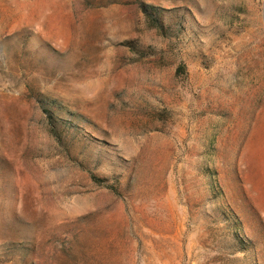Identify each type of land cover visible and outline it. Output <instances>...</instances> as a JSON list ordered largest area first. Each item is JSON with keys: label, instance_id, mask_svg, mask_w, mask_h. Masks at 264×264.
Returning <instances> with one entry per match:
<instances>
[{"label": "rangeland", "instance_id": "1", "mask_svg": "<svg viewBox=\"0 0 264 264\" xmlns=\"http://www.w3.org/2000/svg\"><path fill=\"white\" fill-rule=\"evenodd\" d=\"M0 264H264V0H0Z\"/></svg>", "mask_w": 264, "mask_h": 264}, {"label": "trees", "instance_id": "2", "mask_svg": "<svg viewBox=\"0 0 264 264\" xmlns=\"http://www.w3.org/2000/svg\"><path fill=\"white\" fill-rule=\"evenodd\" d=\"M151 10H154V8H151ZM149 15H150V17L153 19V21H155L157 24H159V23H158V22H159L158 17H155V15H151V14H149ZM92 179H93L94 181H97L96 178L93 177V176H92ZM97 182L99 183V181H97Z\"/></svg>", "mask_w": 264, "mask_h": 264}]
</instances>
